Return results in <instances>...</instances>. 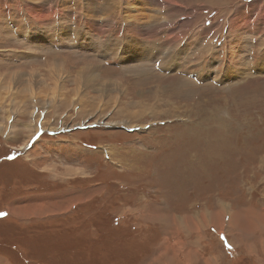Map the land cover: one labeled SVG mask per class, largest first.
Masks as SVG:
<instances>
[{
  "label": "rangeland",
  "instance_id": "rangeland-1",
  "mask_svg": "<svg viewBox=\"0 0 264 264\" xmlns=\"http://www.w3.org/2000/svg\"><path fill=\"white\" fill-rule=\"evenodd\" d=\"M0 175L58 202L0 252L264 264V0H0Z\"/></svg>",
  "mask_w": 264,
  "mask_h": 264
},
{
  "label": "crops",
  "instance_id": "crops-1",
  "mask_svg": "<svg viewBox=\"0 0 264 264\" xmlns=\"http://www.w3.org/2000/svg\"><path fill=\"white\" fill-rule=\"evenodd\" d=\"M78 38H73L74 44L73 48H80V43H77ZM76 48V49H77ZM28 172V171H27ZM17 175H12V180L8 184V181L3 180L0 175V212L4 210L6 214L2 215V219H6L7 222L13 223L17 221L20 225H28L30 223H39L45 224L51 220L53 213L57 212V199L55 193H47L45 189H33V187L37 185H33L30 187H25L21 185L19 181L16 179ZM1 181L3 183H1ZM9 187L11 189H20V191L13 195L11 198L8 196ZM25 187L26 191L22 193L21 189ZM22 193V194H21ZM49 197L53 198V201L49 200ZM64 207H61L62 209ZM73 208V207H72ZM76 209V207H75ZM74 209V210H75ZM204 219V218H203ZM0 220V221H1ZM12 227V226H10ZM243 227V225H242ZM13 228V227H12ZM89 228V227H88ZM87 228V229H88ZM92 229V228H91ZM29 240L24 242L23 246H29V252L23 250V248L19 247L20 254L12 255L5 252H0V264H67L68 260H63L62 258L57 259L56 253V242H49L46 238L40 240V242L36 243L38 239L34 240L35 236H30ZM83 242H92V238L90 236H86ZM53 244L52 248L48 245ZM9 246V244H5ZM243 244L241 243V246ZM27 253V254H26ZM96 251L90 248L89 257L95 256ZM52 256V257H51ZM98 258L97 256H95ZM206 261H201L200 264H204ZM199 264V263H198ZM210 264V262H209Z\"/></svg>",
  "mask_w": 264,
  "mask_h": 264
},
{
  "label": "bare ground",
  "instance_id": "bare-ground-1",
  "mask_svg": "<svg viewBox=\"0 0 264 264\" xmlns=\"http://www.w3.org/2000/svg\"><path fill=\"white\" fill-rule=\"evenodd\" d=\"M104 44H105V43H103L102 45L99 46V48L102 49V50L98 49L97 51H99V52H100V51L105 52V51H104L105 48H104V46H103ZM107 45H108V44H107ZM88 47L91 48V47H93V46L90 45V46H88ZM109 47H110V46H109ZM115 47H117V45H115ZM119 48H120V45H119ZM133 48H134V47H133ZM92 49H93V48H92ZM143 49H144V48H143ZM118 50H119V49L116 48V49H115V52H117ZM120 50H121V49H120ZM131 50H132V49H131ZM97 51H96V52H97ZM115 52H114V53H115ZM137 52H138V51H137ZM100 53H101V52H100ZM119 54H120V53H119ZM125 55L127 56V58H129V56H130L129 53H128V51H127V53H126ZM145 57H146V56H145ZM166 58H167V57H166ZM40 88H41V87H40ZM29 91H30V90H29ZM158 92H159V91H158ZM30 93H31V92H30ZM36 94H37V93H36ZM52 94H53V93H52ZM62 101H63V100H62ZM46 103H47V102H46ZM3 128H4V127H3ZM3 128H2V129H3ZM14 130H15V128H14L12 131H14ZM54 130H55V129H54ZM162 222H163V221H162Z\"/></svg>",
  "mask_w": 264,
  "mask_h": 264
},
{
  "label": "snow or ice",
  "instance_id": "snow-or-ice-1",
  "mask_svg": "<svg viewBox=\"0 0 264 264\" xmlns=\"http://www.w3.org/2000/svg\"><path fill=\"white\" fill-rule=\"evenodd\" d=\"M0 215H4L3 213H0Z\"/></svg>",
  "mask_w": 264,
  "mask_h": 264
},
{
  "label": "clouds",
  "instance_id": "clouds-1",
  "mask_svg": "<svg viewBox=\"0 0 264 264\" xmlns=\"http://www.w3.org/2000/svg\"><path fill=\"white\" fill-rule=\"evenodd\" d=\"M81 47V46H80ZM118 57V56H117ZM119 58V57H118Z\"/></svg>",
  "mask_w": 264,
  "mask_h": 264
}]
</instances>
